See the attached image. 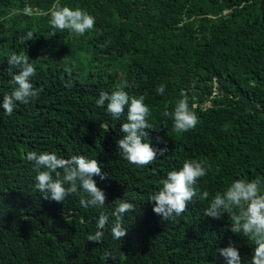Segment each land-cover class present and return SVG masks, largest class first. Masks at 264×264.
Masks as SVG:
<instances>
[{"label":"trees","instance_id":"obj_1","mask_svg":"<svg viewBox=\"0 0 264 264\" xmlns=\"http://www.w3.org/2000/svg\"><path fill=\"white\" fill-rule=\"evenodd\" d=\"M57 3L86 10L94 28L83 36L52 29ZM29 31L33 39L20 43ZM21 52L42 91L29 105L17 102L11 116L0 108V264H224L217 249L230 240L248 264L253 245L229 230L227 214L204 212L236 179L264 184V0H0V103L13 88L8 59ZM124 81L129 96L144 95L149 107L145 142L167 148L143 167L123 159L116 143L127 107L114 119L107 102L96 105L101 91L111 94ZM181 91L199 122L176 133L163 113L174 110ZM29 151L97 159L109 175L93 177L105 206L82 207V190L63 203L44 200ZM191 159L212 166L197 182L209 199L194 197L181 216L161 220L149 196ZM122 199L135 209L125 214L126 237L115 240L111 213ZM100 212L110 220L94 244L86 237ZM105 250L112 256L102 260Z\"/></svg>","mask_w":264,"mask_h":264},{"label":"clouds","instance_id":"obj_2","mask_svg":"<svg viewBox=\"0 0 264 264\" xmlns=\"http://www.w3.org/2000/svg\"><path fill=\"white\" fill-rule=\"evenodd\" d=\"M32 9L25 6L24 13L31 14ZM36 12V11H35ZM95 17L86 10L79 7L72 9L67 6L53 5L50 13V26L52 29L65 31L83 36L95 26ZM33 32L29 31L24 40L33 39ZM55 35V32H53ZM9 83L13 85L10 93L5 94L0 103V108L11 116L17 102L29 105L39 96L42 89H34L30 78L35 76L36 69L29 63V57L21 52L12 53L8 59ZM12 67L18 69L12 72ZM131 85L127 81L111 94L101 91L96 100L98 107H104L114 118L119 119L127 107V122L122 123L120 131L124 134L117 140L120 155L130 164L138 167L150 165L156 160L157 155L163 156L167 151L154 149L150 143L145 142L149 133L145 131L151 126L146 117L149 116V107L145 104V96H129L124 90ZM165 85L157 87V94L163 95ZM179 99L172 112L165 110L163 115L170 117L173 121V131L185 133L194 129L198 124V117L190 111L188 96L184 91L180 93ZM26 160L33 163L34 187L42 193L46 201L63 203L69 195L82 190L79 203L84 208H103L106 195L97 187L94 176L101 181L109 178L107 172H102L97 159H88L83 155H73L70 158L58 157L56 153L29 151ZM211 165L206 160H185L179 170L168 172L166 178L160 180L162 187L150 194L149 201L154 203L153 212L161 217V220H174L186 212L188 204L198 197L200 201L209 199V192H198L197 182L205 177L211 170ZM62 170V171H60ZM219 171V169H217ZM55 174V178L53 176ZM67 185V187H65ZM112 211L114 219L111 222L110 232L115 240L126 237L128 229L123 227L125 214L133 212L135 205L125 199L119 200ZM227 214L230 221L229 230L234 235H242L253 245L252 255L248 264H264V184L256 180L236 179L222 192H217L210 200L204 215L213 219H222ZM110 217L100 212L96 223V231L89 234L86 239L94 244L103 241L104 229L109 224ZM219 255L224 258V264H241V254L237 246L230 240L229 246L217 249ZM112 253L105 250L102 260L111 258Z\"/></svg>","mask_w":264,"mask_h":264},{"label":"rangeland","instance_id":"obj_3","mask_svg":"<svg viewBox=\"0 0 264 264\" xmlns=\"http://www.w3.org/2000/svg\"><path fill=\"white\" fill-rule=\"evenodd\" d=\"M36 13H39L38 11H36Z\"/></svg>","mask_w":264,"mask_h":264}]
</instances>
